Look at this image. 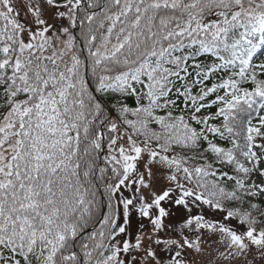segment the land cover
Wrapping results in <instances>:
<instances>
[{
  "label": "snow or ice",
  "instance_id": "1",
  "mask_svg": "<svg viewBox=\"0 0 264 264\" xmlns=\"http://www.w3.org/2000/svg\"><path fill=\"white\" fill-rule=\"evenodd\" d=\"M0 264H264V0H0Z\"/></svg>",
  "mask_w": 264,
  "mask_h": 264
}]
</instances>
